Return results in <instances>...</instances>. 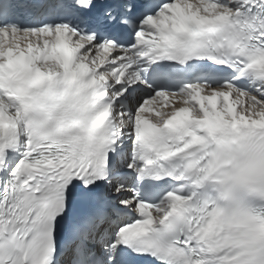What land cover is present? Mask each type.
<instances>
[{
  "label": "snow or ice",
  "instance_id": "1",
  "mask_svg": "<svg viewBox=\"0 0 264 264\" xmlns=\"http://www.w3.org/2000/svg\"><path fill=\"white\" fill-rule=\"evenodd\" d=\"M0 264H264V0H0Z\"/></svg>",
  "mask_w": 264,
  "mask_h": 264
}]
</instances>
